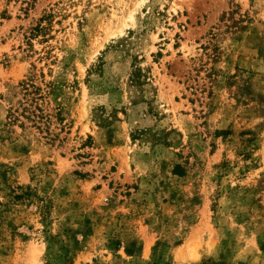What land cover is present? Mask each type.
Instances as JSON below:
<instances>
[{
  "label": "rangeland",
  "instance_id": "1",
  "mask_svg": "<svg viewBox=\"0 0 264 264\" xmlns=\"http://www.w3.org/2000/svg\"><path fill=\"white\" fill-rule=\"evenodd\" d=\"M0 264H264V0H0Z\"/></svg>",
  "mask_w": 264,
  "mask_h": 264
},
{
  "label": "trees",
  "instance_id": "2",
  "mask_svg": "<svg viewBox=\"0 0 264 264\" xmlns=\"http://www.w3.org/2000/svg\"><path fill=\"white\" fill-rule=\"evenodd\" d=\"M33 86L31 83H25L23 84V89L25 90V93H31L32 91L30 90V87ZM36 109H39V107L36 106ZM17 111V110H16ZM34 111H32L33 113ZM16 118V117H15ZM43 118V116H42Z\"/></svg>",
  "mask_w": 264,
  "mask_h": 264
}]
</instances>
